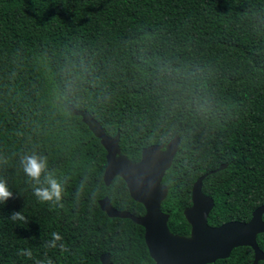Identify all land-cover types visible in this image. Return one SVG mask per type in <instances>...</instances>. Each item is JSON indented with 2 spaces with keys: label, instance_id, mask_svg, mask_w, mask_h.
<instances>
[{
  "label": "trees",
  "instance_id": "1",
  "mask_svg": "<svg viewBox=\"0 0 264 264\" xmlns=\"http://www.w3.org/2000/svg\"><path fill=\"white\" fill-rule=\"evenodd\" d=\"M83 114L133 162L179 140L163 178L172 233L190 234L202 176L211 226L250 220L264 204V0H0V180L13 193L0 204V264H154L144 227L100 206L145 214L122 177L106 185L107 151ZM33 152L66 180L63 208L34 196L20 164ZM52 232L68 252L44 247ZM253 258L241 246L211 264Z\"/></svg>",
  "mask_w": 264,
  "mask_h": 264
},
{
  "label": "water",
  "instance_id": "2",
  "mask_svg": "<svg viewBox=\"0 0 264 264\" xmlns=\"http://www.w3.org/2000/svg\"><path fill=\"white\" fill-rule=\"evenodd\" d=\"M83 116L107 151L106 185L115 177H122L131 197L145 207V214L136 216L130 211L119 210L109 197L102 199L100 206L109 217L129 218L144 227L145 241L155 264H211L228 258L233 249L240 246L254 250L252 264L264 260V251L257 241L258 235L264 233V204L254 210L248 221L211 226L208 218L214 208V199L203 193L205 176H202L193 185L192 206L185 211L192 226L191 236L174 234L168 226L169 215L162 211L161 205L168 193L163 178L173 163L179 140L174 138L165 146H148L142 150L141 159L133 162L122 153L118 136L107 135L90 115ZM101 261L111 264L110 255L103 254Z\"/></svg>",
  "mask_w": 264,
  "mask_h": 264
},
{
  "label": "clouds",
  "instance_id": "3",
  "mask_svg": "<svg viewBox=\"0 0 264 264\" xmlns=\"http://www.w3.org/2000/svg\"><path fill=\"white\" fill-rule=\"evenodd\" d=\"M6 162V161H5ZM20 164L24 174L34 183L33 194L37 201L41 203L50 204L53 208H63L62 203L66 180L58 179L54 173L48 171L47 157L37 154L35 152L26 154L21 157ZM44 177L43 183L41 177ZM87 177L81 182L77 189V198L82 193ZM13 198V193L7 187L5 181L0 180V204L6 203ZM13 222L27 223V218L22 212L16 211L11 215ZM44 247L47 249H59L61 253L68 252V246L63 242V236L59 232H52L51 239L48 240ZM19 256L25 257L29 260L33 259V250L31 248H21L17 253ZM35 264H53L51 258L44 260H36Z\"/></svg>",
  "mask_w": 264,
  "mask_h": 264
},
{
  "label": "flooded vegetation",
  "instance_id": "4",
  "mask_svg": "<svg viewBox=\"0 0 264 264\" xmlns=\"http://www.w3.org/2000/svg\"><path fill=\"white\" fill-rule=\"evenodd\" d=\"M168 188V187H167ZM168 190V193H169V188L167 189ZM168 193H167V196H168ZM192 193H193V187H192ZM192 193H191V200H192ZM166 196V197H167ZM208 196V195H207ZM133 199V198H132ZM166 199V198H165ZM163 202V201H162ZM162 206V205H161ZM191 206H192V204H191ZM190 206V207H191ZM145 208V207H144ZM162 208V207H161ZM189 208V207H188ZM188 208H186L185 210H184V215H185V217H186V214H185V211L188 209ZM163 211V210H162ZM164 212V211H163ZM164 213H166V212H164ZM167 215H169L168 213H166ZM169 217H170V215H169ZM186 219H187V217H186ZM169 220V219H168ZM187 221H188V219H187ZM235 221H238V220H235ZM228 222H230V221H228ZM225 223H227V222H225ZM190 224V223H189ZM224 224V223H223ZM222 225V224H221ZM218 226H220V225H218ZM191 232H192V226H191V230H190V234L188 235V236H184V237H190L191 236ZM182 236V235H181ZM241 247V246H240ZM238 248V247H237ZM234 249H236V248H234ZM233 249V250H234ZM232 253V252H231ZM253 253H254V250H253ZM231 255V254H230ZM254 258H255V253H254ZM254 258H253V261H254ZM154 264H155V261H154Z\"/></svg>",
  "mask_w": 264,
  "mask_h": 264
}]
</instances>
